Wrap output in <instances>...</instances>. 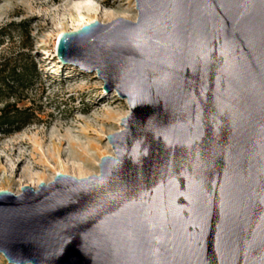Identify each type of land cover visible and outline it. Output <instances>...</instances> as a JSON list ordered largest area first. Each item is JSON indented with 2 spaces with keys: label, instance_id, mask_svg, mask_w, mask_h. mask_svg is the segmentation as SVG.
Instances as JSON below:
<instances>
[{
  "label": "water",
  "instance_id": "obj_1",
  "mask_svg": "<svg viewBox=\"0 0 264 264\" xmlns=\"http://www.w3.org/2000/svg\"><path fill=\"white\" fill-rule=\"evenodd\" d=\"M64 32L71 73L127 99L100 173L0 190L10 264H264V0H136Z\"/></svg>",
  "mask_w": 264,
  "mask_h": 264
},
{
  "label": "rangeland",
  "instance_id": "obj_2",
  "mask_svg": "<svg viewBox=\"0 0 264 264\" xmlns=\"http://www.w3.org/2000/svg\"><path fill=\"white\" fill-rule=\"evenodd\" d=\"M72 1L75 0H0V25L11 20L26 19L31 22L35 39L32 52L43 71L42 82L35 95V104L42 108L39 120L10 135H0V159L3 158V164L9 170V172H0V190L21 193L23 186H32L21 176L24 164L34 172L33 181H36L38 186L41 182H50L59 172L64 173L63 167L54 162L47 165L39 163V156L33 152L32 139L45 140L52 130L57 129L60 133H64L67 128L81 131L89 125L91 129L98 130L92 132L98 134L96 143L101 148L100 154L96 156V159H92V162L100 163L103 156L115 155L109 136L123 129L120 127L122 120L120 123L113 121L111 124H103L100 120L108 112L121 111L124 112L123 118L127 116L130 112L127 99H121L114 90L103 99L102 91L105 81L98 76L97 71L82 76H79L78 72L71 73L56 54L59 37L64 32L75 31L77 25L83 23L69 5ZM102 1L86 0L87 4L92 6L103 5L102 7L106 10L118 12L119 16L111 21L119 18L137 20L138 10L135 0H109L108 4ZM88 20L86 19V22ZM14 139L25 141L21 148L26 153V162L14 163L11 168L9 162L18 159L16 157L18 146L14 147V151L7 147ZM82 141H88V138H83ZM45 144L48 145L49 142ZM63 158L66 159L65 156ZM74 161L81 162L78 157ZM97 169L99 173V164ZM0 264H10L1 252Z\"/></svg>",
  "mask_w": 264,
  "mask_h": 264
},
{
  "label": "trees",
  "instance_id": "obj_3",
  "mask_svg": "<svg viewBox=\"0 0 264 264\" xmlns=\"http://www.w3.org/2000/svg\"><path fill=\"white\" fill-rule=\"evenodd\" d=\"M34 40L29 20L0 25V135L39 120L42 108L35 104V95L43 71L32 52Z\"/></svg>",
  "mask_w": 264,
  "mask_h": 264
},
{
  "label": "bare ground",
  "instance_id": "obj_4",
  "mask_svg": "<svg viewBox=\"0 0 264 264\" xmlns=\"http://www.w3.org/2000/svg\"><path fill=\"white\" fill-rule=\"evenodd\" d=\"M102 2L104 4H108L109 0H103ZM69 5L73 9V11L76 12V15H78L83 20V23L81 22L77 25L75 31H78L83 26L87 24H91L97 20L111 21L119 16L118 12L106 10L104 9V7H102L103 5L92 6L90 4H87L86 0H75L70 2ZM86 19L89 20L86 22ZM135 21L137 22V20ZM123 114L124 112L122 113L121 111L117 113L108 112L104 116V118L102 117L103 119H101L100 121L103 124H111L113 121L116 122L118 121L120 123V121L123 120L122 119L124 116ZM120 127H123V129H125L123 124ZM92 131L97 132L98 130L91 129L89 125L87 126L86 129L81 131L67 128L64 133L62 132L60 133L59 130L57 129L52 130L50 136L45 138V140H40L39 138H38L39 140L32 139L34 143L33 152L39 156V163L47 165L48 163L54 162V164L56 163L58 165H61L63 167L62 171L64 173H67L68 175L72 174V176L78 178H86L88 176H91L90 174L92 173L101 174L100 172L98 173V169H97V166L100 163L97 162L95 164L94 162H92V159H96V156L101 152V148L96 143V137L98 136V134H95ZM83 138H88V141H82ZM47 141L49 142L48 145L45 144V142ZM23 144H25V141L23 139L20 140L14 139L12 142L8 144L7 148L12 151L15 150L14 147L18 146V148H16L18 152L16 157L18 159L17 160L13 159L12 162H9L11 168L14 163L23 164L26 162L25 160L26 153L21 148ZM64 156L66 157V159L63 158ZM77 157L80 158L81 162L74 161V159H76ZM3 163L4 160L2 158V160L0 159V172L2 171L9 172V170L6 169ZM21 176L27 180V183H29V185H32V187L37 189L36 187L38 185L35 183L36 181H33V178L35 179L34 172L30 171V167L28 165L26 166L24 164ZM16 194L17 195L22 194V191L21 193H16ZM1 253L4 254V252Z\"/></svg>",
  "mask_w": 264,
  "mask_h": 264
}]
</instances>
